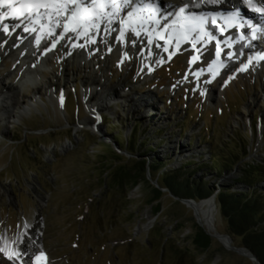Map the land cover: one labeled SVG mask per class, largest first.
<instances>
[{
  "label": "rangeland",
  "instance_id": "374dc122",
  "mask_svg": "<svg viewBox=\"0 0 264 264\" xmlns=\"http://www.w3.org/2000/svg\"><path fill=\"white\" fill-rule=\"evenodd\" d=\"M212 56V43L198 61L184 47L150 71L140 56L122 64L114 53L100 65L80 68L71 60L67 69L52 57L50 67L44 65L46 71L34 78L45 102L23 117L9 118L6 111L15 108L6 97L9 108L0 110V233L8 234L12 244L29 225L51 264H256L223 244L220 233H229L217 201L215 233L203 216L169 191L158 200V214V201L149 203L151 180L159 185V176L172 172L195 182L207 180L217 187L216 195L223 184L245 189L237 183L238 167L219 178L209 169L205 174L203 164L213 162L217 149L230 156L246 145L240 166L264 159V68L241 71V59L210 81L216 74H207ZM3 60L0 98L3 85L11 84L25 104L36 103L35 86L21 82L24 72L12 71L11 59ZM194 64L198 71L191 70ZM89 77L96 78V88L103 87L102 94L116 86L120 97L97 95L103 106L92 110L83 93ZM49 81L58 88L49 89ZM107 144L125 146L120 159ZM136 160L149 161L145 174L150 184L140 182L125 193L105 190L110 166L134 167ZM260 186L264 192V182ZM197 226L223 243L212 237L207 251L197 249L192 243ZM181 248L186 249L182 255L177 253Z\"/></svg>",
  "mask_w": 264,
  "mask_h": 264
},
{
  "label": "bare ground",
  "instance_id": "6f19581e",
  "mask_svg": "<svg viewBox=\"0 0 264 264\" xmlns=\"http://www.w3.org/2000/svg\"><path fill=\"white\" fill-rule=\"evenodd\" d=\"M229 1L242 4L244 0H195V3H198L199 7H195L194 4L189 3V0H184V2L181 0H168L162 4L163 8L161 15L157 17L162 18L163 23L157 25L155 23L156 18L149 19L148 14L147 17L133 20L130 27L123 31H120V26L117 20L115 21V14H113L111 18H109L108 15L103 16L101 20L95 22L94 27L92 24L86 23L82 30L79 29L65 35H61V31L56 29L52 24H48L49 18L61 17L60 14H56L55 12H53L51 17H47L44 20L43 27L33 25L29 21H25L23 25H19L10 18H7V20H0V61L5 58L11 59L16 67L12 71L15 72L19 69L24 72V76L21 77V82L24 80L25 83H27L30 80L33 84H36L34 92L36 93V98L40 97L36 102L37 104H25L17 97L16 86L4 84L1 96L3 98H0V110L5 112V108H9L6 104L7 101L4 100L6 97L10 99L11 106L15 108L6 111L9 118L23 117L25 114L31 113L33 108L38 109L37 106L42 103L41 101L45 102L44 94L42 93V85L35 80V77L38 76V78H40V75L44 72L43 67H50L52 57L61 59L63 61L62 66L64 69H67L71 64V60L74 64H79L80 68L83 66L87 67L88 65L91 67L100 65L104 56H110V54L112 55L114 53L118 54L120 59H125L123 64L126 63L127 58L140 56L143 60L142 64L144 65V69L150 71L155 68L156 64L158 65L161 61H166L165 53L168 52L171 55L175 52L178 53L177 51L180 52L184 50L183 47L187 46L188 48L190 42L194 44L195 48L199 49L198 58L201 57V54L203 55L205 48L208 46V40L211 39L215 42L214 46L217 44V41L220 42L219 44L222 48L223 56L220 60L216 59V53L213 49V56L210 63L211 67H209L208 70L209 72L212 70L215 73H219V70L215 69L216 65L225 62L226 64L223 70L228 73V61L226 62V58L224 57L227 50L225 42L228 39L236 42L240 41V28L236 24L230 25L229 19H227L225 20L226 23L224 26L225 35H220L212 25V21H214V17L212 16L214 12L218 10H225L228 9V7L232 8ZM251 2L257 8H259V6L264 8V4L257 2V0H251ZM181 3H187L191 13L204 17L203 32L198 30L197 32L185 35L184 29L176 26V31L170 29L165 33L162 41L158 40L157 35L159 29L164 27L165 24H171L172 20L175 18L176 9L168 6L179 5ZM243 8L246 9L244 6ZM110 11L108 13H112V11ZM208 12L210 16H208ZM224 13V15H227V12ZM165 16H167V19H164ZM246 16L250 17V15ZM243 20L245 21V19ZM181 23H183V21ZM100 24L101 28L99 30L98 26ZM248 24H251L257 29L256 34H258L257 36H259L258 39L261 43L252 39V29L247 27ZM244 25L245 27L241 28V33L245 34V41L242 42L241 46L235 47L229 55L231 56V54L234 53L232 63L237 61L245 62H243L244 64L240 70L246 68V71H260L264 68V60L258 59V57L264 56V14L255 12L249 20L245 21ZM3 27H7L8 31H3ZM54 31L55 37L52 35ZM121 33H123V36H121ZM137 33L139 34L137 35ZM203 34H206V36L203 37ZM55 41H58V44L55 51H53L51 46ZM246 44L248 45V49H244ZM177 45L179 46L178 48ZM253 47L254 50H252ZM165 48H168L167 52L162 50ZM59 49L61 50V56L58 54ZM241 59L243 60L241 61ZM198 67L199 66L195 65L191 70L198 71ZM220 74L221 73H219V75ZM9 75L11 76H8V78L12 80V75H14L13 72ZM213 76L214 74L211 75V78H213ZM88 79V85H85V91L83 93L85 99L89 101L92 110L97 112L100 110L99 107L103 106L102 102L97 99V95L115 96L116 99L120 97L118 96V89L116 86L109 88L105 94H102L100 89L103 87L100 85V89L95 87L96 78L89 77ZM47 85H49V89L51 90L58 88V84L53 81L47 82ZM59 101L64 104V97L58 96V102ZM16 109L21 110L17 111ZM86 122H88V120ZM86 124L87 123H83L81 125L87 126ZM214 204V200L211 197L189 204L197 213L203 216L204 224L212 233L217 232L214 218ZM32 230L33 229L29 225H26L23 234H20L12 244L8 241V234L2 235L0 233V249L6 247L9 251L15 250L19 253L16 259L10 261L5 253L0 251V264H25L21 261L22 255L27 257L28 264H38L36 257L41 254H43L44 258L39 264H51L47 252L39 248L41 241L31 233ZM27 235H31L32 239H28ZM216 236L219 237L218 235ZM224 240V243L228 244V239L226 237Z\"/></svg>",
  "mask_w": 264,
  "mask_h": 264
},
{
  "label": "trees",
  "instance_id": "16d2710c",
  "mask_svg": "<svg viewBox=\"0 0 264 264\" xmlns=\"http://www.w3.org/2000/svg\"><path fill=\"white\" fill-rule=\"evenodd\" d=\"M114 141L118 140L115 139ZM107 146L112 148L113 156L116 159L121 158L120 153L112 144H107ZM124 147L121 146L119 149L124 151ZM243 147L238 152H232L230 156H225L221 149H217L211 156L213 162L210 165L204 163L202 168L206 170L205 174L210 173L207 171L208 169L211 172H216L217 178L222 177L226 172L230 173L235 167L240 169L241 173L237 183L240 182V188L244 187L245 189L234 187L236 183L220 185L221 188L217 193L216 201L227 222L228 233L231 237L234 240H240V245L248 248L258 257L261 264H264V192L260 186V183L264 182V159L257 163L238 165L247 154L246 145ZM150 148L152 147L147 146V150L151 151ZM136 161L134 167L110 166L108 169L109 181L105 182L103 186L105 190L110 189L125 193L126 190L134 188L140 182L144 181L150 184L145 174L149 161L148 163L147 160ZM104 166L108 168L107 165ZM154 169L156 168L154 167ZM158 183L161 188H168L180 198L205 199L215 194L217 190L216 186H209L205 179H202L201 182H195L191 178L183 177L175 172L159 176ZM150 187L153 195L149 203L152 204L162 197L163 191L154 185H150ZM160 211L161 203L158 201L154 206V212L158 214ZM192 243L197 249L207 251L212 244V237L202 227L197 226ZM185 250L184 248L178 249L177 253L182 255L181 252H185Z\"/></svg>",
  "mask_w": 264,
  "mask_h": 264
},
{
  "label": "snow or ice",
  "instance_id": "6c2138e0",
  "mask_svg": "<svg viewBox=\"0 0 264 264\" xmlns=\"http://www.w3.org/2000/svg\"><path fill=\"white\" fill-rule=\"evenodd\" d=\"M245 3L248 4V7L253 12H258L261 14H264V8H257L255 7L251 0H244ZM262 4H264V0H260ZM134 3H140L143 5L145 3V0H122L121 3H117V0H63L62 3L59 4L57 7V13L60 14V12H68L71 11V17L72 22L79 23L81 21L89 24H95V22L99 19H101L104 15H108L109 18L113 14L118 15L120 11H122L124 8H131V6ZM189 3L194 4L195 7H199L198 3H195V0H189ZM0 4H4L6 7L12 9L13 15H23V8L28 9V11H31L33 8L39 9V8H46L49 7L47 4L43 3H30L23 5L22 8H13V5L9 0H0ZM71 6V7H70ZM168 7L176 9L175 11V18L172 20L171 24H166L163 27L162 32L166 33L170 29L172 31H176L178 26L179 28L184 29L185 35L193 32H197L198 30L200 32H203V24H204V17L191 13L189 6L187 3H181L179 5H169ZM111 8L113 9L112 13H106L104 9ZM145 8L142 6L140 9H138V12L144 11ZM147 10L152 12H158L159 8L154 7L151 3V0H149V3L147 4ZM128 16V23H132L133 19L135 17V13H133L131 10L127 11L125 13ZM8 14L5 13V16ZM240 16V12L233 9V12L230 16V19H235ZM151 19V17H149ZM164 19H167V16L164 17ZM183 21V23H181ZM155 23L157 25L160 24V19L156 18ZM245 25L241 24V28H244ZM247 27L252 29V39H256V31L257 29L253 27L251 24H248ZM68 25H65V31H68ZM75 30V29H73ZM87 30V29H85ZM3 31H8L7 27H3ZM223 31V29H221ZM139 33H137L138 35ZM121 36H123V33H121ZM161 39H164L163 34H160ZM219 41H217V52L216 55L219 57L220 50H219ZM179 46L177 45V48ZM166 52L168 51V48L164 49ZM197 57H192V60L195 61ZM258 59L264 60V56L258 57ZM246 68H242L241 71H246ZM0 251H3L5 255L7 256L8 260H14L18 257L19 253H17L15 250L9 251L6 247L3 249H0ZM27 254V253H26ZM43 254L36 257V260L39 264V262L43 259ZM25 264H28L26 261Z\"/></svg>",
  "mask_w": 264,
  "mask_h": 264
},
{
  "label": "water",
  "instance_id": "95a60500",
  "mask_svg": "<svg viewBox=\"0 0 264 264\" xmlns=\"http://www.w3.org/2000/svg\"><path fill=\"white\" fill-rule=\"evenodd\" d=\"M116 146H117V144H116ZM115 149H116V151H118L119 153H124L122 150L119 149V147H115ZM150 180H151V179H150ZM151 181H152V183H153L156 187L161 188V187H159V185L157 184L156 181H154V180H151ZM161 190H162V191H169L170 195L173 196L174 199L179 200V201H181V202L184 203V204L195 203V201H196V200L193 199V198H180V197L174 195L169 189H166V188H161ZM216 196H217L216 193L213 194V195L211 196V198L214 200L215 208L217 207V205H216ZM204 200H205V199H204ZM205 231H206L211 237L217 238L216 235H214V234L208 232L206 229H205ZM220 236H222V237H226V238L228 239V244H225V243H223V242L221 241V239H220L219 237L217 238V239H219V240H220V241H221V242H222L227 248H229V249H231V250H233V251H236V252H238V253H240V254H242V255H245V256L249 257L252 261L256 262V264H261V262H260V260L258 259V257H257L255 254H253L248 248H246V247H237V246H235L234 243H233V239H232V237H231L229 234H222V233H220Z\"/></svg>",
  "mask_w": 264,
  "mask_h": 264
}]
</instances>
